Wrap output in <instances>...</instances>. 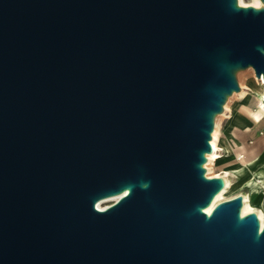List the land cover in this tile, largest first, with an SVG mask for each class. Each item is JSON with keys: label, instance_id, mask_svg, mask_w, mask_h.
<instances>
[{"label": "water", "instance_id": "obj_1", "mask_svg": "<svg viewBox=\"0 0 264 264\" xmlns=\"http://www.w3.org/2000/svg\"><path fill=\"white\" fill-rule=\"evenodd\" d=\"M247 68L264 8L237 0H0V264H264L242 196L204 211Z\"/></svg>", "mask_w": 264, "mask_h": 264}, {"label": "rangeland", "instance_id": "obj_2", "mask_svg": "<svg viewBox=\"0 0 264 264\" xmlns=\"http://www.w3.org/2000/svg\"><path fill=\"white\" fill-rule=\"evenodd\" d=\"M244 2L246 4L244 7H249L252 6L250 4L253 3V0H244ZM261 8H264L263 2ZM236 78L240 91L234 92L228 97L229 108L223 111L224 115L220 116L223 112L216 115L214 120V123L219 124V144L222 148L220 153L223 156L217 162H211L208 171L210 172L209 176L220 174L225 181L229 180L235 187H239L249 174L259 172L264 168V119L257 121L253 116L261 101L262 81L257 80L252 68L237 71ZM226 169L239 171L233 172L230 177H225L222 171ZM244 191L232 190L225 195V199L220 203L231 200ZM115 197L104 198L108 200L102 202L103 209L119 200V197ZM262 197V194L256 195L257 206L261 203Z\"/></svg>", "mask_w": 264, "mask_h": 264}, {"label": "bare ground", "instance_id": "obj_3", "mask_svg": "<svg viewBox=\"0 0 264 264\" xmlns=\"http://www.w3.org/2000/svg\"><path fill=\"white\" fill-rule=\"evenodd\" d=\"M237 1H238V5L240 7L246 6L244 0H237ZM250 5H252L256 8H261L262 2H261V0H253V3ZM257 80L262 81L261 85L263 88V92H261V101L259 102L258 110L254 113L253 116L257 121H261L264 118V79L258 78ZM234 95H236V94H234ZM228 108H229V102L227 101L224 104V110L226 111ZM222 115H224V112L222 114H220V116H222ZM218 126H219V124L216 122L215 126H214V130L212 132V139L210 142L211 147H212V151L210 153H207V155H206L207 161L205 162V164L203 166L206 170V176L209 178L221 177L220 174H216V175H213L211 177V176H209L210 172L208 171L210 163L211 162H217L223 156L220 153V151H222V148L219 144V127ZM260 159H262V158L260 157ZM250 165H251V163H250ZM240 170L242 171L243 169H240ZM222 172H223L222 174H224L225 177H230L233 174V171L228 170V169L223 170ZM236 189L245 190L244 192H242V194H238V196H242L243 202H244L242 209H241V216H245V215H248L250 213H255L258 216V219L260 221V225L262 228L264 226V168L259 172L249 174V176L247 178H245V180L241 183V185L239 187H235L233 182L226 180L223 189L215 196L212 203L208 207H206L204 211L206 213L210 214L215 209V207L220 203V201L225 199V195L227 193H229L232 190H236ZM126 193H127V191L124 192L122 195H125ZM257 194L263 195L261 203L259 204V206H257L255 203V197ZM118 197H121V196H116L115 198H118ZM106 200H108V199L100 200L97 204V207L100 209H103L101 204L103 201H106Z\"/></svg>", "mask_w": 264, "mask_h": 264}, {"label": "crops", "instance_id": "obj_4", "mask_svg": "<svg viewBox=\"0 0 264 264\" xmlns=\"http://www.w3.org/2000/svg\"><path fill=\"white\" fill-rule=\"evenodd\" d=\"M264 119V118H263ZM239 170L233 171V172H238ZM223 173V172H222Z\"/></svg>", "mask_w": 264, "mask_h": 264}]
</instances>
